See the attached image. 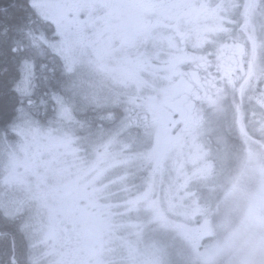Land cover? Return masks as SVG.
I'll list each match as a JSON object with an SVG mask.
<instances>
[{
  "label": "snow or ice",
  "instance_id": "snow-or-ice-1",
  "mask_svg": "<svg viewBox=\"0 0 264 264\" xmlns=\"http://www.w3.org/2000/svg\"><path fill=\"white\" fill-rule=\"evenodd\" d=\"M257 18L264 0H0V189L28 193L0 191V264H39L32 201L47 208L57 264H104L105 237L121 231L125 264H193V253L211 264L238 239L251 210L223 244L199 251L213 215L204 189L231 156L243 153L228 195L249 170L264 178V90L252 83L264 80ZM226 24L250 42L247 61L224 63ZM245 96L259 112L246 114ZM205 105L217 121L215 151L202 142ZM160 108L170 116L163 125ZM84 223L92 231L81 255L70 245ZM145 233L159 245L149 253L136 247ZM248 244L264 249V235Z\"/></svg>",
  "mask_w": 264,
  "mask_h": 264
},
{
  "label": "rangeland",
  "instance_id": "rangeland-1",
  "mask_svg": "<svg viewBox=\"0 0 264 264\" xmlns=\"http://www.w3.org/2000/svg\"><path fill=\"white\" fill-rule=\"evenodd\" d=\"M264 90V85L262 86ZM210 115V114H209ZM205 122L213 123L216 121V117L211 114L209 117H205ZM211 128V127H209ZM185 151H187V146H185ZM194 151V150H193ZM169 163H171L169 161ZM235 163H231V158L227 164L225 171L217 177L215 184H221V190H215L214 186L209 185V188L204 189V195L210 198L211 207H216V211L219 214L218 224L224 222L223 225L219 227L217 240H212L208 243L207 247L202 249V252H206L215 248L218 244H223L225 240L228 239L230 233H232L240 224H237L238 219L241 215V221L244 220L246 214H249L251 210V221L247 224V229L241 234V236L233 241L230 245L220 248L215 252L211 259V264H238L239 259L247 255L250 264H264V249L253 248L248 244V239L250 236L259 237L264 235V224L259 221L260 216H264V192H262V185H264V178L260 176L256 171L257 177L254 179L255 172L253 173V182L251 185L252 196L247 197L249 190H244V179L239 180L238 190L231 195H228L229 182L231 177H233L237 172L235 170H230ZM238 176V175H237ZM222 181V182H221ZM218 184V185H219ZM5 195L16 197V198H26L28 193L25 191L24 185H12L8 188L0 189ZM33 207L36 209V229L35 237L32 243L35 245V255L38 257L39 264H57L59 256L57 252L53 250V241L48 236V211L47 208L43 207L39 201H32ZM263 206V208H260ZM243 209V213L241 210ZM236 220V223H233ZM193 226L195 223H190ZM212 224V223H211ZM66 228L71 229L72 225H65ZM83 232L79 237L75 238L73 243L70 245L72 248H79L81 250V255L86 251H90V233L92 231L91 225L84 223L82 225ZM195 229V228H193ZM213 228L211 226V233L204 235L200 242L204 239L213 236ZM123 231L116 234V238L108 239L104 245L102 255L100 259L104 264H125L127 258V248L124 246L123 241L120 237L124 236ZM219 241V242H218ZM178 243H185L186 241H181L178 239ZM158 241L153 238L149 233H145L136 242V247L141 253H149L157 248ZM65 247H68L67 245ZM57 250L63 251L64 247H61L60 242H57ZM165 259H171V257H165ZM190 259L193 264H202L201 258L191 255ZM261 260V261H259Z\"/></svg>",
  "mask_w": 264,
  "mask_h": 264
},
{
  "label": "flooded vegetation",
  "instance_id": "flooded-vegetation-1",
  "mask_svg": "<svg viewBox=\"0 0 264 264\" xmlns=\"http://www.w3.org/2000/svg\"><path fill=\"white\" fill-rule=\"evenodd\" d=\"M200 23L201 24H207V25L211 26L212 21H210L207 17H201ZM261 23H264V20H261L259 18L254 20V24L257 27L256 36H257L258 40L261 38V35H262L261 32L259 31V26ZM225 26L230 28V29H233V35L231 38H229L225 41L229 45V47H227L223 53L224 63L227 66H232L234 60L247 61V59H249V57H250L251 44L247 40L245 34L243 32H236L234 29V26L231 24H226ZM237 44L239 45V48L235 47V45H237ZM263 55H264V52L257 50L256 66L258 69L264 67ZM245 67H246V64H245ZM233 75L234 76L239 75V69L238 68H237L236 72L233 73ZM262 81L263 80H259V79H254L252 81V83L255 86L257 91L262 90V88H261ZM228 99H229V102L231 103L233 100V97L230 95ZM235 102L236 103L240 102L239 95H237L235 97ZM243 107H244V110H246V114L249 116L251 115V112L253 110H255L257 112L260 111L258 108H254V101H249L247 96L244 97ZM209 114L211 115L213 113L211 112L209 106L205 105V117H209L210 116ZM158 119H159L161 125H163L165 123V121L170 119V116L166 110H164L163 108H160V109H158ZM216 126H217V121H215L213 123H205L206 135L204 136L203 141H202L204 143V145L206 146V148H211L213 151H215V149L217 147L215 135L213 133V129ZM209 127H211V128H209ZM249 131H250V135L252 136L251 145H252L254 150L259 151L260 145L258 143H255V141L260 140L261 137L259 136V133H256L251 129ZM229 143L235 144L236 141H234V139L232 137H229ZM242 156H243V153H239V154L234 153L231 156V163H235V166H233L230 170H235L237 173L233 177H231L228 189L226 188L223 190H230L232 188V180L237 175H240V169H241V165H242ZM254 172H255V176H256V171H254V170H249L246 173H244L242 176H240L241 179H244V184H245V186L243 188L244 190H252L251 185H252V182L254 180L253 179V173ZM257 173H259V172H257ZM219 177H221V176L219 175ZM218 184L212 185V186H214L215 190H221V184H219V185ZM207 188H209V187H207ZM188 227H189V229H193V228H197L198 225L197 224H195L194 226L188 225Z\"/></svg>",
  "mask_w": 264,
  "mask_h": 264
},
{
  "label": "trees",
  "instance_id": "trees-1",
  "mask_svg": "<svg viewBox=\"0 0 264 264\" xmlns=\"http://www.w3.org/2000/svg\"><path fill=\"white\" fill-rule=\"evenodd\" d=\"M212 206V205H211ZM213 209V215H212V217L210 218V220H211V223H212V228H213V236L212 237H209V238H207V239H204V240H202L201 242H200V245H199V251L201 252V253H203L202 252V249L203 248H205V247H207V245H208V243L212 240V238L214 239V240H217L218 239V237L220 238L219 239V241L221 240V236H218V231H220L219 230V227L221 226V225H223L224 224V222L222 221V223L221 224H218V221H219V214L217 213V211H216V207H213L212 208ZM218 241V242H219ZM194 254V253H193ZM195 255V254H194ZM196 256V255H195ZM198 257V256H197ZM200 258V257H199ZM259 261H261V260H259Z\"/></svg>",
  "mask_w": 264,
  "mask_h": 264
}]
</instances>
